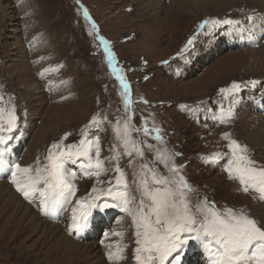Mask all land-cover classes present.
Segmentation results:
<instances>
[{
    "label": "rangeland",
    "instance_id": "obj_1",
    "mask_svg": "<svg viewBox=\"0 0 264 264\" xmlns=\"http://www.w3.org/2000/svg\"><path fill=\"white\" fill-rule=\"evenodd\" d=\"M209 2L0 0V94L2 106L14 107L19 117L16 138L9 144V166L0 168V264H136V229L120 208L94 210V233L77 241L68 235L66 222L52 223L40 214L37 197L30 202L21 192L14 198L7 193L16 188L10 165L32 168L40 161L43 167L52 144H78L85 132L89 139L99 137L105 171L97 178L84 175L80 163L86 161L66 165L76 174L75 203L62 213L70 223L76 201L89 197L93 187L123 190L116 184L117 162L111 159L117 153L128 191L139 200L142 163L161 176L171 175L155 160L156 150L167 149L181 154L174 163L183 166L180 174L194 189L189 194L194 208L207 200L221 213L242 210L264 227V201L229 178L230 141L223 138L229 133L230 139L246 146L255 166L264 168V0ZM206 18L240 23L210 31L201 28ZM99 37L114 54L112 66ZM251 51L255 53L247 56ZM113 66L122 72L114 73ZM45 69L51 71L41 76ZM117 74L130 85L127 106ZM250 81H258L255 88ZM234 82L242 90L232 104L233 98L226 99L220 89ZM221 106L232 108L227 124L212 118ZM93 117L98 124L91 123ZM117 122L121 131L125 122L141 130L132 131L131 138L143 148V158L124 154L114 131ZM145 127L161 129L163 140H156L154 132L145 135ZM66 133L70 135L64 139ZM214 153L222 158L205 163L203 158ZM116 232L123 237L113 235ZM117 243L126 245L125 259L109 261L106 245ZM204 247L190 240L180 264H201V258L202 264H210Z\"/></svg>",
    "mask_w": 264,
    "mask_h": 264
},
{
    "label": "snow or ice",
    "instance_id": "obj_2",
    "mask_svg": "<svg viewBox=\"0 0 264 264\" xmlns=\"http://www.w3.org/2000/svg\"><path fill=\"white\" fill-rule=\"evenodd\" d=\"M84 12L87 17V10ZM248 19L252 20L253 17L249 16ZM239 23L240 21L232 19H213L203 21L201 28L208 26L210 31L224 25L235 28ZM93 27L95 28L94 24ZM99 39L104 45L108 63L112 66L114 54L108 42L103 37ZM192 43L193 40L188 41L189 45ZM48 71L51 69H45L40 75L44 76ZM113 72L119 73L122 70L113 66ZM117 79L122 85L127 106L130 103V85L121 74H117ZM249 83L255 88L258 81ZM241 90V84L234 82L227 88H221L220 93L226 99L232 97L231 103L235 104L237 102L235 98ZM3 100L4 97L0 94V168L9 166L7 162V154L11 152L9 144L16 138L13 133L19 128V117L15 108L6 110L2 106ZM232 116L231 107L224 110L221 106L220 114L212 118L218 120L220 124H227ZM91 123L98 124L97 117H93ZM114 131L116 138L123 144L125 155L132 157L135 153L141 158L144 157L143 148L131 138V132L141 131L140 129H131L125 122L121 131L117 122ZM143 132L145 135L154 132L156 140H163L162 130L159 128L145 127ZM68 135L70 133H66L64 139H67ZM223 138L230 141L228 148L231 159L226 168L229 178L238 180L243 192L254 191L258 193V199L264 201V168L256 167V162L247 156L246 146H242L235 139H230L229 133H225ZM148 148L151 150L153 146L148 145ZM178 155L181 154L169 153L167 149L156 150L155 160L167 168L170 176H161L147 163L141 164L137 181L140 198L137 200L128 191V183L118 163L120 154L117 153L111 159L117 162L115 171L119 175L116 177V184L123 185V190L93 187L91 193L95 195L90 193L89 197L77 200L76 206L72 208L69 233L79 235L84 232L89 226L94 210L103 212L105 209L120 208L132 217L136 229L137 247L134 250L136 264H180L183 247L190 240H199L205 245L210 264H264V227L259 226L255 219L242 210L234 211L229 208L221 213L207 200L194 208L189 199V194L194 189L180 174V168L183 166L174 163V158ZM99 157V137L89 139L85 132L78 144L64 146L62 141L52 144L46 157L48 163L43 167L38 166L34 171L31 167H21L19 163L10 165L13 169L12 183L30 202L37 197L40 211L49 214L58 206L71 204L76 194L77 189L73 183L76 174L68 171L66 165L69 162L86 161L80 163V167L85 169L84 175H95L99 178L105 171L104 161ZM221 158L220 153H214L203 159L205 163H216ZM41 184L43 187H39ZM105 197L110 198L111 202L104 199ZM134 204L137 206L133 207ZM113 235L123 237L124 234L116 232ZM106 247L109 249L106 253L109 261L125 259L126 245L117 243L115 246L108 244Z\"/></svg>",
    "mask_w": 264,
    "mask_h": 264
},
{
    "label": "bare ground",
    "instance_id": "obj_3",
    "mask_svg": "<svg viewBox=\"0 0 264 264\" xmlns=\"http://www.w3.org/2000/svg\"><path fill=\"white\" fill-rule=\"evenodd\" d=\"M192 1V3H194V4H199V3H201V4H203V5H209L210 4V2H209V0H191ZM206 20H207V18H206ZM205 20V21H206ZM255 53V51H251V52H249V54L247 55V56H251V54H254ZM251 58V57H250ZM249 58V59H250ZM46 82V81H45ZM36 90H39L38 89V87H37V89ZM258 106V105H257ZM30 158V157H29ZM35 158V157H34ZM40 160H41V158H40ZM11 164H12V162H11ZM42 167V165L40 164V161L39 162H37L35 165H34V167H32V169H33V171L37 168V167ZM9 171H10V167H9V169H8V172H7V174L9 173ZM7 174H6V176H7ZM11 182V181H10ZM118 186H120V185H118ZM117 186V187H118ZM120 188H122L121 186H120ZM18 192L19 191H17V189L16 188H13V189H10L7 193H8V195L11 197V198H14V197H18ZM74 199H75V196L73 197V199H72V202H71V204H73L74 205ZM71 204L69 205V204H67V205H61V206H58L57 208H56V210L55 211H53V213H51V214H45L44 215V213H43V215L44 216H47L48 218H51L50 220H48V221H50V222H52V223H56V224H65V222L67 223V225L65 226V229H67V228H69V224L71 225V223H70V220H69V217L66 219V217H65V215L63 216L62 215V213H63V209L66 207V206H71ZM40 214H42V212L40 213ZM61 216H63V218L62 219H60V217ZM65 220H67V221H65ZM93 223V219H90V221H89V226L87 227V229L84 231V232H82V233H80L79 235H77V234H75V233H71V235L72 236H75L76 237V240L77 241H81L83 238H86V235H88V234H90V236L94 233V231L93 230H90V225ZM64 228V227H63ZM90 230V231H89ZM89 231V232H88ZM64 232L65 231H63V234H64ZM68 235L71 237V235L69 234V232H68ZM66 236V235H65ZM204 248H206V247H204ZM202 257H203V255H202ZM200 261H201V264H202V262H203V258H201L200 259Z\"/></svg>",
    "mask_w": 264,
    "mask_h": 264
}]
</instances>
